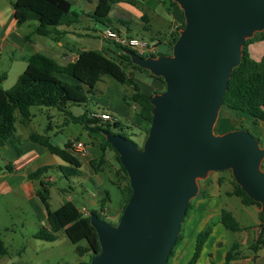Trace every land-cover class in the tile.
I'll return each mask as SVG.
<instances>
[{"label": "water", "instance_id": "water-1", "mask_svg": "<svg viewBox=\"0 0 264 264\" xmlns=\"http://www.w3.org/2000/svg\"><path fill=\"white\" fill-rule=\"evenodd\" d=\"M184 27L168 55L131 63L160 77L151 124L139 147L102 131L118 153L131 196L113 225L91 213L100 252L89 264H166L199 181L229 171L264 217V147L246 129L215 134L232 72L246 40L264 31V0H172ZM264 237V235H263Z\"/></svg>", "mask_w": 264, "mask_h": 264}, {"label": "trees", "instance_id": "trees-1", "mask_svg": "<svg viewBox=\"0 0 264 264\" xmlns=\"http://www.w3.org/2000/svg\"><path fill=\"white\" fill-rule=\"evenodd\" d=\"M119 3L135 4L136 1L97 0L94 11L90 17L95 22L109 27L111 23L108 19L109 13L113 6ZM172 3L174 6H177L176 3ZM13 10L14 20L17 26L26 24L29 21H35L38 25L33 33L43 37L55 34L56 28L59 26H70L77 23L79 18V14L73 9L70 0H15L13 3ZM183 27L184 18L180 28L182 29ZM177 38L178 32H175L169 42V53L167 54L171 53L172 46ZM28 39L29 37L27 40ZM256 41H264V31L256 33L251 39L246 40L243 46L241 63L232 72L214 132L219 128L223 120L221 116V111L223 109L229 111L232 116L239 115L250 118L253 126H257L258 124L264 125V56L257 60L252 57L248 49L249 46ZM114 46L120 50V53L115 57H107L104 52L98 50H84L78 53L74 61L62 65L41 53H33L25 57L26 67L17 78L16 83L6 91L0 88V148L9 143L16 156L22 154L20 141L15 136L16 114L20 116L22 123H27L32 117L30 111L32 107L56 109L67 113V105H80L86 103L88 101L87 95L93 93L96 84L105 76L112 78L121 86L129 89L130 92L124 96L123 100L130 108L134 107L133 110L135 114L145 122L146 127L143 130L144 141L152 119L150 98L154 94L162 93L165 90V83L162 78L154 77L150 75L147 70L133 65L129 56L124 54L128 49L121 48L115 44ZM156 56H158V54L152 57ZM142 58H147V56H142ZM133 72L147 75L148 78L153 81V87L150 86L146 89L142 88L135 80ZM57 75L69 76L75 80L76 83L71 84L60 80ZM4 79L5 74L0 75V83ZM70 117L69 123L80 124L87 132L92 143L97 144L100 153L99 157L91 161V167L94 173L98 174L103 171L105 164L107 166L106 153H113L114 162L117 167L115 171L116 178H120V181L124 182L123 186H120L119 183L116 182L121 195V203L119 204L121 216L131 196L132 190L129 185L126 171L119 161L118 153L111 147L101 133L102 131L109 132L108 128L111 126L118 131L112 134H119L125 137L124 132H128L127 129L130 128L117 121L113 124L103 123L99 119L94 117L89 118L87 115ZM136 129L141 130L142 128ZM236 129L246 128L243 123H240L236 128L231 127L229 130L223 129L220 134ZM130 135L136 136L137 134L131 133ZM125 138L129 140L127 137ZM255 138L258 139L257 137ZM28 139L33 143L45 147L50 154L58 157L68 165L67 168L70 171H66L65 168H60L65 178L79 175L81 162L70 151L72 145L71 141L65 143L63 147H58L51 144L49 138L44 135L32 133L29 135ZM260 145L264 147L261 143ZM49 169H51L50 166H44L28 175L30 180L38 181L36 195L47 211V227L40 228L33 234V237L41 241L54 242L56 240V233L63 231L66 238L73 244L85 241L87 247L83 250L79 249L77 252L79 255H83V253L86 252L89 256V260L87 262H80L79 264H89L91 259L100 252L98 237L96 231L90 225L89 215L91 213L96 214L100 219L106 221V216L103 212L105 205L110 203L109 193L106 190L103 192L98 191V194L101 196L98 200L99 211L90 212V214L86 216L82 215L71 201H67L57 209L52 210L48 202V181L43 179L45 173ZM262 170H264V161L262 163ZM230 178L233 187L232 195L239 198L244 206H256L260 209V204L251 200L234 182L231 173ZM203 196L204 194L199 191L197 197ZM190 209L191 202L187 207L182 225L188 217ZM258 216L262 229L257 237L255 246H263L264 217L260 211ZM220 222L225 230L231 232H238L243 229L235 221L233 216L226 211H222ZM182 225L166 264H170V259L182 240ZM210 233L211 226L207 225L196 236L194 254L187 264L196 263ZM255 246L252 247L254 248L253 250L256 249ZM237 253L236 248H231L225 255L226 264L236 259L239 256ZM7 254V250L0 238V257L7 256Z\"/></svg>", "mask_w": 264, "mask_h": 264}, {"label": "crops", "instance_id": "crops-1", "mask_svg": "<svg viewBox=\"0 0 264 264\" xmlns=\"http://www.w3.org/2000/svg\"><path fill=\"white\" fill-rule=\"evenodd\" d=\"M70 1L72 2L73 9L79 14L77 23L70 26H59L56 28L55 34L47 36L55 42L56 47L60 48V50L58 51V53L60 54V60L65 61V63L71 62L72 58L77 57L78 53L81 51L94 50L91 47H87V45H84L79 49L78 52L71 51L68 48L67 35L77 33L79 36H87L88 34L86 32H88L90 29L96 31L94 27L85 25V22L87 17H90L92 12L94 11L97 0H95L94 4L90 3L91 0ZM135 1V4L119 3L114 5L121 7L120 14L122 15V18L118 20V25H120L121 28L119 29L117 25H114L112 23H110L109 27L117 30L120 34L127 37H134V33H132L133 29H135V31L147 32L149 34L148 37L143 38L141 36L139 37V39L155 42L157 44V54L162 55L159 54L158 48L160 46H164L165 48L169 49V42L173 34L181 30L180 27L183 22L181 10L178 6L173 5L172 0ZM13 3L9 8V17L3 21V25L0 28V47L3 44L10 45L14 49V51L17 52H14V59L16 60V62L23 63V69H25V57L33 53L45 52L46 48L44 46H41L40 50L32 49V42L30 40L29 33H23L20 31V28L24 27V25H26L27 23L21 26L16 25V22L14 20ZM120 5L125 6L122 7ZM76 8H78L79 10H77ZM99 34L100 33L98 32L97 36L100 37L101 44L98 51L104 52L107 57H115L114 54L111 55L112 51L109 48H104L103 42L105 41V39H102L101 35ZM28 37L29 39L27 40ZM41 54L44 55V53ZM133 74L135 80L142 86V88L146 89L150 86L153 87V81L148 78L147 75L139 72H133ZM57 77L60 80L66 82L68 81V76L66 75H57ZM112 87L114 88L113 84ZM115 90L117 91L119 99L122 102V106L117 107L116 104L109 102L108 99L102 100L105 109L100 114L105 113L111 115L116 119L117 122L128 126L130 129H127V131L130 134H137L136 136L141 138L143 136V130L145 129L146 124L135 114L132 107L130 108L129 106H127L123 100L124 96L130 91L122 87L120 89L115 87ZM68 106L70 105H67V107ZM66 111L67 113L58 111L63 113L65 117L64 122L61 124L62 126L69 124V121L71 119L70 116L78 117L87 115L89 118L98 116V114L94 112L87 113L86 111L83 114L75 116L71 112H69L67 108ZM136 128L142 129L138 130ZM29 135L30 134H27L23 138H19L15 135L20 141V148L22 150V154L20 156H16L13 148L9 143L3 145L0 148V159H2L0 161H4L5 168V170L3 171L2 167L0 166V199L9 195H14L18 198L24 199L29 211L31 212V217L34 219L35 225L39 226L40 229L43 227H47V211L36 195L38 181L30 180L28 178V175L38 168L44 166H50L51 168L58 169L65 168L66 171L70 170L67 168V166H64L62 164L64 163L63 161H61L58 157L50 154L45 147L31 142L28 139ZM88 139L89 144L83 143L86 146L87 151L83 154L73 155L81 162L79 175H81L82 168H85L86 170V178L82 183L88 189L87 193H89L93 198L92 202L98 204L99 197L95 187V181L99 186H104L107 179L104 170L101 173L96 174L91 167V161L96 160L99 157L100 153L98 151L97 144L92 143V140L89 137ZM69 141L74 142L79 140L70 139L67 142ZM90 145L94 151V153L92 154L90 151ZM113 157L114 156L112 152L106 153L107 162L113 159ZM114 168L115 173V171L117 170L115 165ZM224 173L226 172H218L217 174L211 176L209 174V176L205 180H203L206 181L205 184H203L202 186L201 184H199V191H201L204 196L199 198L196 197L194 199V204H191V209L188 217L186 218L185 223L182 225V240L175 249L173 256L170 259V264H187L190 261L195 250L196 236L213 218H218V223L215 225V227H212L211 233L207 241L203 245L199 258L195 264H226L225 255L233 247L237 249V254H239V256L236 259L232 260L229 264H264V245L255 246L257 237L259 236L262 229L258 216L260 209L256 206H244L239 198L232 195L233 187L231 184V179L229 180ZM212 176L213 178H210ZM50 178L52 177H43V179L48 182L53 181V179L50 181ZM93 178L95 179V181H93ZM110 182L112 183L113 181L110 180ZM65 198L67 199H61V205L67 201H71L73 203L70 197L65 196ZM234 198H237L239 200V203L241 205L240 207H251L253 209V214L255 217L254 223L251 226L244 227L240 225V220L237 217V213L241 208H239L236 202H234ZM222 199L224 200V202H221ZM49 201L50 200L48 198V202ZM107 205L108 203L105 205L103 214L106 217H109ZM77 209H84L87 214H90L91 212L85 207H77ZM222 211L229 212L233 216L235 221L240 225V227L243 228L241 231L233 232L241 233L243 235L241 237V242L238 243V241H235L232 245H230L229 249H226V251L223 247V230H225V228L220 222V215ZM110 220L112 221L111 218ZM254 246L256 248L255 250H253L254 248H252Z\"/></svg>", "mask_w": 264, "mask_h": 264}, {"label": "rangeland", "instance_id": "rangeland-1", "mask_svg": "<svg viewBox=\"0 0 264 264\" xmlns=\"http://www.w3.org/2000/svg\"><path fill=\"white\" fill-rule=\"evenodd\" d=\"M13 1L14 0H0V28L3 25V21L9 17V8L11 7ZM90 3L94 4L95 0H91ZM120 6L123 7L125 5ZM120 8L121 7L114 6L108 16L109 21H111L112 24L117 25L119 29L121 26L118 25V20L122 18ZM76 9L79 10L78 8ZM37 25V22L29 21L26 25H24V27L20 28V31L23 33H29V37L32 42V49L40 50V47L44 46L46 50L41 53L51 57L59 64H64L65 61L60 60V54L58 53L60 48L56 47L55 42L48 37H43L33 33ZM85 25L94 27L95 30L100 33L99 35H101V32L108 27L95 22L91 17H87ZM96 31L90 29L86 32L88 34L87 36H79L77 33L67 35L68 48L71 51L78 52L81 47L87 45V47L98 50L101 42L100 37L97 36L98 32ZM132 33H134L133 36L137 38L141 36L143 38L149 36L147 32L135 31V29L132 30ZM103 46L104 48H109L112 51L111 55L114 54L116 56L120 53V50L114 46L112 41L105 40L103 42ZM248 49L252 57L259 60L264 56V41H256L250 45ZM14 52V49L10 45L3 44L0 47V75L5 74V79L0 83V88L4 91L10 89L16 83L19 75L24 71V64L16 62L13 57ZM158 52L159 54L165 55L169 53V49L164 46H160L158 48ZM67 82L71 84L76 83V81L69 76ZM112 84L114 88L112 87ZM115 87L119 89L122 87L129 90L128 88L119 85L112 78L105 76L96 84L93 93L87 95L88 101L86 103L80 104L79 106L70 105L67 107V110L75 116L83 114L85 111L87 113L94 112L99 115L105 109L102 100L106 99H108L109 102L116 104L117 107L122 106V102L119 99ZM30 111L33 116L27 123H22L20 116L16 114L17 120L15 121V135L19 138H23L27 134L35 133L47 136L49 138V142L58 147H63L70 139H77L82 143L89 144L87 134L80 124L69 123L64 126L61 125L65 120L63 113L58 112L55 109H47L44 107H32ZM221 116L223 120L221 121L219 128L214 132L215 134H220L223 129L229 130L231 127L236 128L240 125V123H243L245 128L254 137H257L262 146H264V125L258 124L257 126H253L250 118L239 115L232 116V114L225 109L221 111ZM108 130L110 133L118 132L111 126ZM124 135L139 147L143 143L144 133L141 138L130 135L129 132H124ZM90 151L91 154L94 153L91 145ZM62 164L64 166H68L65 163ZM114 165L116 166L114 158L107 162V166L105 164L103 170L106 173L107 180L105 181L104 186H99L94 178L93 181H95L97 192H103L104 190L108 191L110 203L107 205V211L112 221L109 217H106L105 219L108 223L115 225L120 216L119 204L121 203L120 190L116 182H118L120 186H123L124 182L120 181V178H116ZM0 166L4 171V161H0ZM85 171V168H82L81 175L68 176V178H65L62 171L58 168H51L45 173V178L52 177L53 179V181L48 182L47 184L49 202L52 209L59 207L62 203L61 199H67L65 198V196H67L71 198L73 203L78 208L85 207L91 212H97L99 210L98 204L92 202L93 198L89 193H87L88 189L82 183L86 178ZM217 173L218 172L210 173V176ZM224 174L229 180L231 179L229 172ZM210 178H213V176ZM110 180L113 182L111 183ZM205 182L206 181H199V184L202 186ZM98 197L100 198L101 196L98 194ZM233 200L236 202L237 206L241 208L237 213L240 225L244 227L251 226L254 223L255 217L253 209L251 207L242 208L240 207L241 205L237 198H234ZM194 202L195 200L193 199L191 204L193 205ZM221 202H224V200L222 199ZM217 220L218 218H213L207 225H210L212 229V227H215L218 223ZM38 230L39 226L35 225L34 219L31 217V212L29 211L24 199L18 198L14 195L1 198L0 238L3 241L8 254L7 256L0 257V264H78L89 260V256L86 252H84L83 255H79L77 252V250H83L87 247V243L85 241L73 244L66 238L63 231L56 233V240L54 242L41 241L34 239L33 237V234ZM223 232V247L225 251L227 248L229 249L230 245H232L235 241H238V243L241 242V237L243 236L241 233H233L228 230H223Z\"/></svg>", "mask_w": 264, "mask_h": 264}, {"label": "built area", "instance_id": "built-area-1", "mask_svg": "<svg viewBox=\"0 0 264 264\" xmlns=\"http://www.w3.org/2000/svg\"><path fill=\"white\" fill-rule=\"evenodd\" d=\"M102 39L112 41L115 45L133 51L137 56H147L152 57L157 54V44L155 42L146 41L143 39L135 38V37H127L125 35L120 34L117 30H114L110 27L105 28L101 32ZM76 57L72 58L71 61H74ZM134 109V107H132ZM94 118L99 119L103 123H115L116 119L113 118L109 114H100L98 116H94ZM72 154H83L87 151L86 146L80 141L72 142L71 149ZM52 178H50V181ZM79 212L86 216L88 215L84 209L79 210Z\"/></svg>", "mask_w": 264, "mask_h": 264}]
</instances>
